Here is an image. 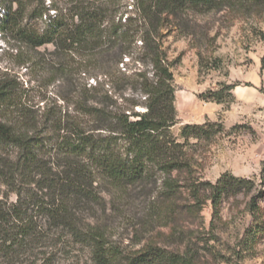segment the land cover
Listing matches in <instances>:
<instances>
[{
	"label": "trees",
	"instance_id": "16d2710c",
	"mask_svg": "<svg viewBox=\"0 0 264 264\" xmlns=\"http://www.w3.org/2000/svg\"><path fill=\"white\" fill-rule=\"evenodd\" d=\"M223 11L264 16V0H0V33L16 44L20 66L35 79L52 77L40 89L53 81L71 84L68 97H57L74 99L73 113L49 103L47 95L40 106L20 76L0 75V189L16 198L0 207L3 256L49 240L63 249H88L94 264H191L185 254L153 243L125 255L103 225V194L115 191L130 207V190L160 184L148 207L156 214L160 202H175L184 188L196 203L191 208L208 201L218 215L226 198L259 188L231 174L215 184L194 179L192 152L225 135L221 123L186 124L178 136L172 132L179 124L176 61L164 49L165 39L188 37L195 17ZM127 58L150 70L128 74ZM76 74L96 84H76ZM237 87L221 84L200 99L231 105ZM259 186L264 191V179ZM259 201L251 205L255 221L242 249L264 233Z\"/></svg>",
	"mask_w": 264,
	"mask_h": 264
},
{
	"label": "rangeland",
	"instance_id": "374dc122",
	"mask_svg": "<svg viewBox=\"0 0 264 264\" xmlns=\"http://www.w3.org/2000/svg\"><path fill=\"white\" fill-rule=\"evenodd\" d=\"M189 31L188 37L174 33L164 43L169 58L176 61L173 73L179 124L172 132L178 136L186 124L221 123L226 134L192 152L194 179L215 184L224 174H231L251 179L259 188L249 194L226 198L218 215L208 201L191 208L196 203L190 191L184 188L175 202H160L156 214L148 207L159 192L160 184L130 190L128 201L134 203L130 207L115 191H110L103 194L108 203L103 225L109 229L111 241L125 255L153 243L169 252L185 254L191 264H264V233L256 236L249 249L240 247L255 221L251 212L255 198L260 200V220L264 222V198H259L264 196L259 186L264 179V78L261 74L264 41L260 34H264V16L247 18L229 11L211 13L195 17L189 24ZM15 46L8 38L6 42L0 33V75L9 72L20 76V82L35 103L47 95L49 103L55 100L64 108L69 106L67 108L73 113L72 96L69 103L57 97V94L68 97L73 90L71 84L53 81L47 90L38 88L40 83L52 81V77L48 74L35 79L27 75V70L15 57ZM47 51L52 53L54 47L48 46ZM128 60H125V68L130 75L137 69L150 70V67L144 68ZM217 60L218 68L211 69ZM83 76L76 74L75 83L96 84L89 77L83 80ZM221 84L238 85L231 105L200 99L203 93L217 90ZM43 104L39 102L40 106ZM138 110L145 111V108ZM15 200L7 189H0V207L5 208ZM242 257L244 259L240 260ZM0 264L94 262L88 249H63L61 245L55 247L49 240H42L9 258L0 252Z\"/></svg>",
	"mask_w": 264,
	"mask_h": 264
}]
</instances>
